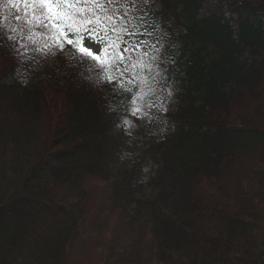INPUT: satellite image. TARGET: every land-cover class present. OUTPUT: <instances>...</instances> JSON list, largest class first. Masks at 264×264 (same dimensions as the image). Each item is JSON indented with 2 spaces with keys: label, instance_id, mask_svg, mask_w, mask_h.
<instances>
[{
  "label": "trees",
  "instance_id": "1",
  "mask_svg": "<svg viewBox=\"0 0 264 264\" xmlns=\"http://www.w3.org/2000/svg\"><path fill=\"white\" fill-rule=\"evenodd\" d=\"M216 1L140 4L168 70L143 102L171 95L139 183L112 181L130 114L87 69L0 44V264H264V0Z\"/></svg>",
  "mask_w": 264,
  "mask_h": 264
},
{
  "label": "snow or ice",
  "instance_id": "2",
  "mask_svg": "<svg viewBox=\"0 0 264 264\" xmlns=\"http://www.w3.org/2000/svg\"><path fill=\"white\" fill-rule=\"evenodd\" d=\"M141 2L147 0H4L15 10L18 26L0 31V44L18 58L29 50L65 55L87 69L90 83L139 117L141 102L155 95L154 82L159 84L158 77L165 79L168 71L156 63L164 45L149 41L153 33L147 30Z\"/></svg>",
  "mask_w": 264,
  "mask_h": 264
},
{
  "label": "rangeland",
  "instance_id": "3",
  "mask_svg": "<svg viewBox=\"0 0 264 264\" xmlns=\"http://www.w3.org/2000/svg\"><path fill=\"white\" fill-rule=\"evenodd\" d=\"M206 1L211 10L218 7L217 11L219 13H222L224 17L228 16L225 6L217 4L216 0ZM169 92L168 88L163 89L154 103L141 102L142 111L139 117L130 115L127 119L119 120L117 125L112 128L110 137L112 149L115 150V158L110 163L111 178L112 181H117L120 186H123L121 182L126 176H133V173L136 174L139 168V172L143 171V174L138 175L135 182L139 183L146 179L144 171L147 169L146 165L150 160L142 151L143 148L150 147L151 142L158 139L166 129L165 99ZM259 142L257 145L264 144L261 143V140ZM256 148V146H251L253 150H256ZM228 169L230 168H226L227 172ZM112 219H114V216L111 217Z\"/></svg>",
  "mask_w": 264,
  "mask_h": 264
}]
</instances>
